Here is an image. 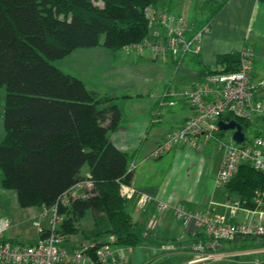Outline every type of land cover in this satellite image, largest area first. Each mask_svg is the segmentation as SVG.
<instances>
[{
  "label": "trees",
  "instance_id": "trees-1",
  "mask_svg": "<svg viewBox=\"0 0 264 264\" xmlns=\"http://www.w3.org/2000/svg\"><path fill=\"white\" fill-rule=\"evenodd\" d=\"M159 1L0 0V86L5 87L1 185L15 190L22 207L51 209L56 204L55 232L63 238L79 230V219L90 209L106 216V232L114 244L135 247L141 240L120 194V185L132 179L133 172H127L132 155L110 139L121 112L109 96L87 88L52 61L79 47L104 46L116 52L142 43L150 33L145 9L157 8ZM227 1L213 7L203 2L201 7L210 11L191 21L193 28L210 24ZM238 61V52L218 54L215 67H199L198 79L205 73L235 71ZM256 117L252 134L246 130L253 121L237 118L247 140L264 136V116ZM231 118L230 114L219 117ZM84 180L91 182L90 188L61 201ZM224 187L226 200L264 210V176L249 162L241 163ZM235 241L241 244L239 251L264 248V234H237L223 240L220 249ZM259 253L261 259L242 262L264 264V252Z\"/></svg>",
  "mask_w": 264,
  "mask_h": 264
},
{
  "label": "crops",
  "instance_id": "crops-1",
  "mask_svg": "<svg viewBox=\"0 0 264 264\" xmlns=\"http://www.w3.org/2000/svg\"><path fill=\"white\" fill-rule=\"evenodd\" d=\"M132 48L123 47L113 52L104 46L79 47L54 65L81 79L87 88L109 96L110 102L116 104L121 112L119 126L111 131L110 139L120 150L130 153L131 161L136 163L131 184L152 197L142 207H137L136 195L126 199V210L132 220L145 225H142L139 233L140 243L135 247L124 246L130 264L150 263L152 259L147 258L146 249L150 250L151 246L160 247L162 252L174 251V260L178 264H185L191 256L183 255L182 252L190 253L193 235L198 231L193 222L183 227L174 216L172 207L180 202L193 212L228 211L224 205L227 199L225 183L216 182L222 151L220 146L199 136L197 144L193 145L195 148L181 144L159 158H151L150 151L164 134L178 127L193 113L188 102L180 96L166 97L165 101L172 103L162 105L159 104L160 97L169 85L180 91L187 84L198 80L199 67H215L218 54L239 53L241 49L249 48L253 53L250 73L252 97L264 106V87L257 90L264 82V0H228L211 21L197 54L178 59L175 55L165 53L168 56L164 59L151 48L149 52L143 49L131 51ZM155 84L161 85L156 95L152 92ZM4 98L5 90L0 87V141L4 136ZM135 100L140 101V104L135 105ZM130 104L133 105L132 109ZM123 107L130 108L133 115L130 121H126ZM89 187L88 180L81 181L68 190L65 198L82 195ZM158 201L165 202L167 207L158 211ZM32 208L27 209L26 215L44 220L45 224L41 226L47 229L53 220L52 212L41 207L36 210ZM87 213L97 224L95 213L88 209L79 219V230L66 235L64 238L69 244L61 248L71 250L86 242L113 243V236L106 232L109 225L83 223ZM239 215L240 212L233 220H241ZM36 222L38 220L33 221L34 224ZM1 238L12 242L17 240L13 225H7ZM249 252H264V248L257 252L251 249Z\"/></svg>",
  "mask_w": 264,
  "mask_h": 264
},
{
  "label": "built area",
  "instance_id": "built-area-1",
  "mask_svg": "<svg viewBox=\"0 0 264 264\" xmlns=\"http://www.w3.org/2000/svg\"><path fill=\"white\" fill-rule=\"evenodd\" d=\"M149 24L163 27L162 34L156 29L150 32L146 40L131 47L142 49L146 46L155 53H170L178 59L200 51L203 35L210 29V24H202L194 29L193 24L182 13H173L166 8L145 9ZM253 66V53L249 48L239 51L238 68L232 72L205 73L201 79L187 84L180 91L170 85L163 91L159 104L166 102V97L180 96L193 109V113L178 127L166 132L154 148L150 151L151 158H159L174 147L181 144L196 145L201 135L207 139L215 137L220 131L217 121L223 114H230L231 119L252 120L258 115L264 116V106L252 97L253 86L250 73ZM231 119H225L229 121ZM223 120V119H222ZM238 121V120H237ZM222 131V130H221ZM222 151V158L216 174V182L226 183L243 162L251 166L264 176V136L250 137L240 143L232 136L229 141L218 140ZM135 161H130L127 172H133ZM89 181V180H88ZM90 187H91V182ZM89 187V188H90ZM120 194L125 198L136 195L137 207L144 206L152 197L139 191L131 182L120 185ZM258 194V193H257ZM66 202V198L61 199ZM259 205V195L255 197ZM226 213L190 211L185 204L176 203L172 207L174 216L181 221L183 227L193 222L199 234L190 244L191 257L185 264L202 263L210 259H220L226 255L248 253L249 250L239 252H224L221 248L223 240H231L237 234H264V210L243 208L238 200H225ZM167 207L163 201L156 203L158 211ZM53 214L50 226L45 229L38 226L40 236L34 243L24 244L0 239V264H129L123 245L110 243L86 242L79 247L66 250L59 246L63 239L55 232L56 204L49 209ZM240 211L250 213L246 219L233 220ZM7 227L5 219H0V235ZM99 244V245H96ZM260 248L255 249L256 252ZM248 251V252H247Z\"/></svg>",
  "mask_w": 264,
  "mask_h": 264
},
{
  "label": "rangeland",
  "instance_id": "rangeland-1",
  "mask_svg": "<svg viewBox=\"0 0 264 264\" xmlns=\"http://www.w3.org/2000/svg\"><path fill=\"white\" fill-rule=\"evenodd\" d=\"M206 0H160L158 5L160 7H166L169 8V10L173 13H182L183 15H185V17L190 20V21H194L196 19H201L202 17L204 18L206 15H208L210 9L209 8H202L201 5H203V2H205ZM208 2H211V7H213L216 3L220 2V0H207ZM195 18V19H194ZM158 30L160 34H162L164 32V28L159 26L156 27L155 25L151 24L150 25V32L154 31V30ZM150 35V33H149ZM102 36H101V40H102ZM138 48H132L131 51H138ZM144 52H149V47H142ZM143 52V53H144ZM162 57H167L168 55L165 53L161 54ZM59 59L53 60L52 63L54 64H58ZM133 77V76H132ZM138 77V75L136 76ZM264 81V80H263ZM5 90L4 86H0ZM264 87V82L262 85H260L258 88H262ZM161 90V85L155 84L152 87V92L156 95L159 91ZM256 93H259V91H257ZM150 99V98H148ZM135 105H139L140 101L135 100L134 101ZM261 103V102H260ZM262 104V103H261ZM134 105V106H135ZM130 108H133V105L130 104ZM129 107H123V111L125 114V118L126 121H130L131 118H133ZM165 109V108H163ZM162 109V110H163ZM258 117H254L251 121H253L252 125L250 126V128L247 131V134H252L253 129L255 128V124L254 122H256L255 120H257ZM264 124V121H263ZM231 138V131L230 130H220L217 131L215 133V137L210 138L209 142H211V144H216L219 146V142L218 140L220 139L221 141H229ZM200 139H204V136L201 135ZM198 142V141H197ZM189 146V145H187ZM195 148V146H193ZM15 190L11 189V188H5L1 185V174H0V219H5L7 222V225H13V230L16 232V239L15 242H20V243H24V244H30L33 241H36L38 239L39 236V231H38V226H36L37 224H34L33 221L34 220H38L39 226L44 225L45 221L38 219V218H30V216H27L25 213L26 211H28L27 209L32 208L31 207H22L18 204L17 200H16V195H15ZM26 209V210H24ZM32 209H38V207H33ZM24 211V212H23ZM89 212V211H88ZM90 213V212H89ZM87 213L85 220H83V223L86 225H109L108 220L106 218V216L101 213V212H96L95 213V218L97 220V224H95V219L92 218L91 216H89L90 214ZM156 214V212H155ZM250 215V213H247L246 211H240V215L239 218L241 219H246V217H248ZM142 225L144 224H140L139 221L135 222V227L134 230L137 233H140V230L142 228ZM145 226V225H144ZM6 234H8L9 232H6ZM143 233H141L142 235ZM170 242V240L168 241ZM69 244V241L65 238H63L61 240V242L59 243V246H67ZM240 242L239 241H235V242H225L224 243V252H239L240 250ZM242 251V250H241ZM146 253H147V258H150L152 260H150V263L145 262L146 264H178L176 260H174V255H176V253L174 251H165L162 252L160 250V247L155 248L154 246H151L150 250L146 249ZM183 255L186 256H191L190 253H187V251L182 252ZM262 258L263 253H252V252H248V253H238L237 255H226L220 259H210L207 260L205 262L199 263V264H247L242 262L243 260H248L249 258ZM198 264V263H196Z\"/></svg>",
  "mask_w": 264,
  "mask_h": 264
},
{
  "label": "water",
  "instance_id": "water-1",
  "mask_svg": "<svg viewBox=\"0 0 264 264\" xmlns=\"http://www.w3.org/2000/svg\"><path fill=\"white\" fill-rule=\"evenodd\" d=\"M217 125L220 130H230L232 139L240 143L245 138V133L242 129V125L235 119H231L229 121H224L222 119H219L217 121Z\"/></svg>",
  "mask_w": 264,
  "mask_h": 264
}]
</instances>
